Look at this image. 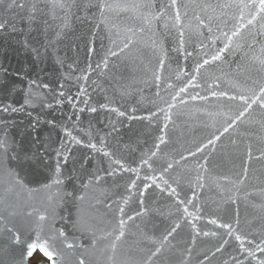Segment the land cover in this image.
<instances>
[{
  "label": "water",
  "instance_id": "95a60500",
  "mask_svg": "<svg viewBox=\"0 0 264 264\" xmlns=\"http://www.w3.org/2000/svg\"><path fill=\"white\" fill-rule=\"evenodd\" d=\"M250 2L2 0L0 264H32L27 242L53 252L37 264H258L246 250L264 247V108L237 120L245 105L221 95L264 87V13L249 25ZM193 75L198 87L179 94ZM103 151L159 187L140 179L129 191L136 173L108 175ZM169 185L176 195L160 190Z\"/></svg>",
  "mask_w": 264,
  "mask_h": 264
},
{
  "label": "snow or ice",
  "instance_id": "6c2138e0",
  "mask_svg": "<svg viewBox=\"0 0 264 264\" xmlns=\"http://www.w3.org/2000/svg\"><path fill=\"white\" fill-rule=\"evenodd\" d=\"M0 3H2V0H0ZM19 7H23V5H18ZM169 7H173V8H177V0H171V4L168 5ZM100 10L103 11V9L105 7H107L106 4H101L100 6ZM244 7H249V8H253V9H256V14L252 16L251 19L248 20V24H252L253 21L256 19V17L260 14V13H264V0H258V3H256V0H251V2L249 4H246L244 5ZM180 18V15H179V11L177 10L176 12V19L179 20ZM241 19H243V17H241ZM203 23V22H201ZM4 28H6V25L5 24H0V30H3ZM210 30V29H209ZM181 35H183L181 33ZM227 35V34H225ZM232 35L233 36H237L239 35V30L237 29L236 31H233L232 32ZM230 40V38H229ZM125 47H127V45H125ZM230 47V44H226L224 46V48H221L215 55H213L211 57V60L212 61H217V60H220L221 59V56L222 54L227 51V49ZM111 55L115 56L117 55L116 52H112ZM187 55H191V53H188ZM210 61L208 59H205L203 60V63L201 65H198L195 69H194V72L196 74L199 73L200 71V68L203 66V65H207L209 64ZM161 65H163V61H161ZM105 67H107V62H105ZM159 78V77H158ZM196 81V76L193 75L189 81L187 82V84H185L184 86L182 87H179L178 89V93L179 94H183V93H187L188 91V88L189 87H198V84L195 82ZM168 87H174V85H171L169 84ZM259 93L260 95H254V97H249V96H245V95H240L239 97H237L236 95H231L229 96L227 93H222L221 95L225 96L226 98L230 99V100H239L240 102L243 103V105H245V108L242 112L239 113V115L236 117L237 120H239L242 116H244V114L246 112H248L252 106L254 104H256L258 101L260 102L259 103V107L261 108H264V100H261V96H264V87H261L259 88ZM61 95H63V93H61ZM213 95H215V93H213ZM179 98V95H174L172 96V99L173 100H177ZM71 100V98H69ZM192 99H197V97H192ZM181 102H184L181 100ZM85 103H87L85 101ZM103 107V106H102ZM168 107L169 108H173L175 107L174 104H168ZM90 111L92 112H95L96 111V108H90L89 109ZM5 111H7V109H5ZM81 111H83V109H81ZM112 111H117L116 109H112ZM159 112L160 113H164V119L165 121L167 122H170L171 121V115L166 113L165 112V109L163 108H160L159 109ZM120 116H124L125 113L123 112H119L118 113ZM152 115H156V113H153ZM150 119V117H149ZM235 122L233 123H229L228 127L224 128V132H228L230 128L233 127ZM168 127V123H165L163 125V129H162V132L164 129H166ZM159 143H157L155 145V148L157 150H159L160 148V145L161 144H164L166 143V140L164 139V136H160L159 138ZM220 137L217 135V136H213L212 138H210L207 142V144H204L202 147H198L197 148V152H202L204 150V148L208 147L209 145H214L215 141L216 140H219ZM90 147L92 148H95L96 146L95 145H90ZM102 154L106 157H108L111 161V164L112 165H115L116 167H112L110 171L107 172L108 175H115L116 172H117V169L122 173V172H135L136 173V176L134 179L131 180V182L129 183L128 185V190L131 191L132 189L136 188L137 187V180H140V179H143V180H149V179H152V184H146L144 186V189L146 190L147 188L149 187H153V186H156V187H159L158 184H156V179L155 178H152V177H149L147 175H145L144 177H141L138 173V170L137 169H134V168H130V167H126L121 160H118V159H115L112 154L110 152H107V151H103ZM196 153H190V155H195ZM156 156V152L153 151L151 153V157H155ZM151 157H149L148 159H143L142 160V164L144 166H147L149 168H151V163H150V160H151ZM181 159H186V157H181ZM173 167L172 164H167V167L163 169V171H167L168 169H171ZM97 179H99V177H97ZM61 181L57 180L56 183H60ZM165 184H167V181H164ZM162 192H167L168 195H176V189L175 188H172L170 185L165 189V188H161L160 189ZM140 195L143 196L144 195V191H141L140 192ZM127 202V201H125ZM179 203H183V201H179ZM141 203H143V201L141 200ZM189 203H191V201H189ZM120 213L123 214L124 212V209L123 208H120L119 209ZM185 211H187V209H185ZM134 217H128L129 220L133 219ZM41 220H44L45 217L44 216H41L40 217ZM210 223L212 224H217L216 220H211L209 221ZM125 220L123 219H120L119 220V224L121 226V228H123L124 224H125ZM179 227V224H177L175 227H173L171 229V231L168 232L167 236L164 237L165 240L168 239V236H171L175 231H176V228ZM217 227H222L226 230H228V234L231 235L232 232H231V229H232V226L231 224H228V223H224V224H217ZM9 231H12L11 229H9ZM205 236L209 235V233L205 232L203 233ZM60 235H63V232L60 233ZM125 233L124 231H119L118 235L116 236V240H120L124 237ZM196 235H200L199 232H196ZM212 235H216V233H212ZM235 239L237 241L240 242V245H241V248H243V245H244V242H245V239L246 238H242L240 235H236L235 236ZM14 240L16 241V243H23L21 241V238H20V235H15L14 236ZM248 244H252V241L251 240H248L247 241ZM264 243V242H262ZM67 247L71 248L73 245L71 244H67L66 245ZM113 247H115V245H113ZM256 251H252L251 249H248L246 250V254L249 258H253V259H257L258 260V264H264V258H258L257 255H256V252H260V253H264V247H262L260 244H257L256 246ZM217 251H220L221 249L220 248H217L216 249ZM36 251H39L44 257H46L49 261H53L54 260V255H53V252H51L49 250V248L46 246V245H39L36 243V242H27L26 245H25V255L28 256V257H31L33 255L34 252ZM160 252V249L157 248L154 252L151 253V256H156L158 253ZM151 258V257H150ZM207 258V257H205ZM80 264H84L83 260L80 261Z\"/></svg>",
  "mask_w": 264,
  "mask_h": 264
},
{
  "label": "trees",
  "instance_id": "16d2710c",
  "mask_svg": "<svg viewBox=\"0 0 264 264\" xmlns=\"http://www.w3.org/2000/svg\"><path fill=\"white\" fill-rule=\"evenodd\" d=\"M41 260H44V257L39 252H36L31 258V263L37 264Z\"/></svg>",
  "mask_w": 264,
  "mask_h": 264
}]
</instances>
